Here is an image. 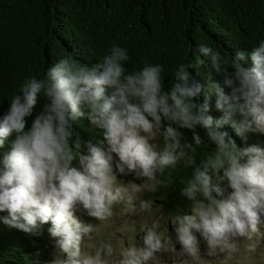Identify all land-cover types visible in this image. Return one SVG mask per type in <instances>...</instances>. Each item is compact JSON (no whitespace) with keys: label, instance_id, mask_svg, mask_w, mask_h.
I'll return each instance as SVG.
<instances>
[{"label":"clouds","instance_id":"1","mask_svg":"<svg viewBox=\"0 0 264 264\" xmlns=\"http://www.w3.org/2000/svg\"><path fill=\"white\" fill-rule=\"evenodd\" d=\"M128 59L119 45L91 66L66 56L43 79L21 86L0 116V148L11 145L0 159V213H6L0 222L34 235L49 225L61 257L54 264H157L164 254L195 258L203 246L211 256L235 251L242 239L264 237V144L247 143L249 132L264 135V40L251 51H235L227 68L219 50L199 44L195 62L175 69L170 90L163 65L129 73ZM208 64L220 79L211 81L201 101L205 85L191 70ZM213 95L219 117L211 114ZM41 98L42 109L26 127ZM85 114L105 130L106 150L88 142L82 154L85 145L73 143V124ZM201 130L217 150L197 164ZM177 164L193 169L183 188L193 204L190 213L170 219L174 237L153 221L142 245L128 242L117 250L110 241L93 243L99 223L81 220L77 208L100 223L116 214L122 225L125 216L151 214L152 203L141 194L154 192ZM130 173L143 182L121 183L118 177ZM129 231L122 226L113 235L127 239ZM254 251L246 245L249 256Z\"/></svg>","mask_w":264,"mask_h":264},{"label":"trees","instance_id":"2","mask_svg":"<svg viewBox=\"0 0 264 264\" xmlns=\"http://www.w3.org/2000/svg\"><path fill=\"white\" fill-rule=\"evenodd\" d=\"M262 40L264 0H0V116L27 80L43 79L48 68L66 56L91 66L119 45L128 50L127 72L161 64L165 90H170L175 69L180 63L195 62L199 44L219 50L227 68L235 51H251ZM191 71L205 85L203 101L211 81L220 77L210 64ZM44 103L43 98L38 101L26 127ZM211 104V114L219 117L214 95ZM225 130L242 142L230 127ZM73 131V143L79 140L85 145L82 154L88 142L107 149L105 130L87 114L74 122ZM183 132L191 140V132ZM200 135L203 144L197 164L217 150L203 130ZM247 143L264 144V135L249 132ZM10 147L0 148V159ZM73 164L79 166L78 160ZM192 175V168L180 164L169 168L147 201L169 220L190 213L193 201L183 188ZM48 226L34 235L0 222V264H54L59 255Z\"/></svg>","mask_w":264,"mask_h":264},{"label":"rangeland","instance_id":"3","mask_svg":"<svg viewBox=\"0 0 264 264\" xmlns=\"http://www.w3.org/2000/svg\"><path fill=\"white\" fill-rule=\"evenodd\" d=\"M118 178L121 179V183L135 182L140 184L143 182L141 179L137 178L134 173H130L126 176L120 175ZM151 193L152 192L144 191L140 198L147 200L146 197ZM119 211V208L115 210L117 213ZM75 214L84 222L99 223L97 225L98 231H96L93 236V243L110 241L112 246L117 250L121 246H127L128 242H131L134 246L137 243L142 245L143 230L150 227L153 221L159 222L160 231L163 235L167 236L170 233L173 237L175 236L171 221L155 208H152L151 214L138 212V214L134 216H125L124 219L126 223L124 225L121 224L116 214H114L110 221H104L102 223H100L97 218L89 217L82 208H77ZM122 226L126 229H130L127 239H122L119 233L115 236L113 235V233ZM262 231H264V229H262ZM237 244L238 247L233 252L222 253L217 251L216 254L211 256L207 254L206 248L202 246L201 253L197 257H185L182 260H173L171 254H164L158 257L157 264H264V237H257L251 241L242 239L238 241ZM246 245H250L255 249L251 256L245 252ZM177 247H179V245H177ZM60 258L61 257L58 256L56 261Z\"/></svg>","mask_w":264,"mask_h":264}]
</instances>
